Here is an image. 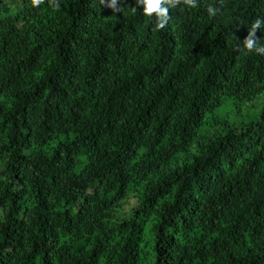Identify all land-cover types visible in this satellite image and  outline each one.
I'll return each instance as SVG.
<instances>
[{
	"label": "trees",
	"instance_id": "obj_1",
	"mask_svg": "<svg viewBox=\"0 0 264 264\" xmlns=\"http://www.w3.org/2000/svg\"><path fill=\"white\" fill-rule=\"evenodd\" d=\"M117 7L0 0V264H264V0Z\"/></svg>",
	"mask_w": 264,
	"mask_h": 264
},
{
	"label": "clouds",
	"instance_id": "obj_2",
	"mask_svg": "<svg viewBox=\"0 0 264 264\" xmlns=\"http://www.w3.org/2000/svg\"><path fill=\"white\" fill-rule=\"evenodd\" d=\"M102 3L105 0H101ZM198 0H184V3L190 7L194 8L197 6ZM43 0H32L33 6L38 7ZM178 0H136V6H142L143 14L147 17H151L153 13H156L158 23L156 27L158 29L164 28L165 24L169 19V8H175ZM164 5V6H162ZM107 7L111 8L114 12H119L120 9L117 7V0H107ZM137 9L133 7L132 11L135 12ZM209 17H214L218 14L219 9L209 6L208 9ZM264 20L256 19L251 26L249 35L243 40L244 48L248 50H254L257 53H264V44H260L257 39H255V30L257 28H262Z\"/></svg>",
	"mask_w": 264,
	"mask_h": 264
},
{
	"label": "rangeland",
	"instance_id": "obj_3",
	"mask_svg": "<svg viewBox=\"0 0 264 264\" xmlns=\"http://www.w3.org/2000/svg\"><path fill=\"white\" fill-rule=\"evenodd\" d=\"M264 104V97L262 95L257 96L251 101L243 102L238 107L234 104L233 100L230 98H226L222 106L216 111V114L220 117V119H226L233 125H239L246 121H250L260 115L262 106ZM217 126H212V124H206L203 127L202 132H208L214 130ZM137 199L134 195H131L128 200L124 201L119 209L117 210V216H125L129 214V211L136 204ZM145 222L143 237L146 241H150L151 234L149 231L148 223ZM151 242H149L148 248L149 251H152ZM152 254V252L150 253Z\"/></svg>",
	"mask_w": 264,
	"mask_h": 264
}]
</instances>
